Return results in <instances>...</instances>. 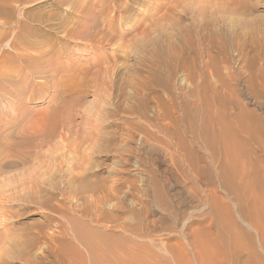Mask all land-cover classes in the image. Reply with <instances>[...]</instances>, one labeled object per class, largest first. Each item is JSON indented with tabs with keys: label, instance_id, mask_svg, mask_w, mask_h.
Here are the masks:
<instances>
[{
	"label": "rangeland",
	"instance_id": "rangeland-1",
	"mask_svg": "<svg viewBox=\"0 0 264 264\" xmlns=\"http://www.w3.org/2000/svg\"><path fill=\"white\" fill-rule=\"evenodd\" d=\"M223 3L0 0V57L39 53L28 68L46 83L20 107L6 95L0 112V264H103L101 239L124 246L113 264H224L221 251L260 250L264 134L262 155L251 147L236 173L218 157L198 173L179 138L206 158L193 114L239 104L264 125V0ZM143 17L151 28L129 40ZM20 34L33 41L11 45ZM154 40L180 56L156 61Z\"/></svg>",
	"mask_w": 264,
	"mask_h": 264
},
{
	"label": "bare ground",
	"instance_id": "bare-ground-1",
	"mask_svg": "<svg viewBox=\"0 0 264 264\" xmlns=\"http://www.w3.org/2000/svg\"><path fill=\"white\" fill-rule=\"evenodd\" d=\"M136 1H138V0H136ZM215 1L220 5L223 3V0H215ZM224 1H226V0H224ZM225 3H227V2H225ZM225 3H223V4H225ZM200 4H201V2H200ZM163 7H164V10L167 11L170 8V5H168L167 3L164 4V2H163V4L159 6V9L160 8L162 9ZM129 9H131V7H129ZM159 11H161V10H159ZM166 11L162 12L163 14L161 13L160 14L161 16H159V17L165 18V16L167 15ZM196 13H197V11H196ZM159 17H158V15L156 16V14H152L150 21L156 20L158 22L157 19H160ZM145 20H147V19H145V17H143L142 19H139V20H136V21H133L132 23H130V25H129V40L132 39L131 38L132 33H135V35H136V33H139L141 35L147 34V32L149 31L148 28L150 29L151 25L148 22H147L148 23L147 24ZM2 34L3 33H0V41L2 39L1 36H5L6 32L3 35ZM34 40H35V38H34ZM30 41H33V40H30V38H27V36L24 37L23 34L22 35L20 34V37H18L16 39H12L10 44L14 45V46H17V45L23 46V45L29 43ZM250 42L252 45L256 44L258 42V37L257 36L251 37ZM153 43L156 46V50L153 52L152 58H154L156 61H161L163 59L176 58V57L180 56L179 53L177 54V53H174L171 51H168V52L163 51L162 47H161L162 43L160 40H154ZM26 46H28V45H26ZM23 47L21 48V51L20 50L17 52L12 51V54L7 53L6 57H4V55H2L3 57L2 56L0 57V66H1L0 67V102H1L0 112L1 111L7 112L6 103L10 100L7 98L8 95H12L16 99V101H14V104L13 103H12L13 105L11 104L13 107H15L14 105L22 106L21 105V99H22V96L24 93H26L29 90H30V92H32L36 85L46 86V83L43 81H38V80L34 81L33 80L35 77L38 76L37 74H42V71H41L42 67H40L38 69L35 68V70L28 68V66L34 65V63L37 62V59H35L34 57H35V55H37L39 53L35 54L32 51L31 55L28 57L27 54L25 53L26 47H24V48ZM28 50H30V49H28ZM34 52H36V51H34ZM43 52H42V54H43ZM32 55L34 57H31ZM38 56H41V55H38ZM103 59H104V56H103ZM16 60H17L16 64H14V66H12L10 69L9 68L11 65L10 63H14V61H16ZM38 62H41V61L39 60ZM60 66H62V65H60ZM15 77H18V78H15ZM30 79H32L33 81H31ZM27 80H29V81H27ZM157 107H159L158 101H157ZM246 107H247V105L245 106L243 104L242 105L239 104L237 112H229L226 110H223V111L215 110L213 112V114H210V115L203 113V112H198L196 114H193L194 115V121L191 123V137L193 139L196 138V140H197L196 145L198 147V150H202L206 154V156H207L206 158H203L202 156L195 154L194 150L192 148L188 147L186 141L184 140L185 134L179 133V138L181 139V143H182V149L183 150L187 149L186 150L187 160L189 161L190 165L193 168H195V170L198 173L205 172L207 170L208 161L210 160V163H211L213 158H215V157L222 158L223 162L229 161V163L226 165L228 168L227 169L228 172L236 173L239 170L245 171L244 169H246V166L244 165L243 162H241V158L243 156H245L246 154H248V150L251 147H253V149H254V150L250 151L252 154L262 155L263 150H261L259 147L263 144V140L261 138V135L264 134V125H263L262 119L257 114H255V112L253 110H250ZM11 110H12V108H11ZM14 110H16V109L13 108L12 112H14ZM16 111H18V110H16ZM12 114H14V113H12ZM14 120L13 121L8 120V122H11L10 125H12L14 123ZM27 121H26V123H27ZM1 125H3V121H0V127H1ZM4 127H6V126L4 125ZM28 128H29V126H28ZM31 129H30V131H31ZM30 131L23 130V134H22L23 138H30V140H31L34 137V135H36V133H37L36 128H34L33 131H31V132ZM17 132H15V133H17ZM4 133L5 132L3 131L2 135L6 136V134H4ZM22 135L18 134V138H20ZM1 137H3V136H1ZM33 142H35V141H33ZM245 146H247L248 149H246ZM9 148H11V147L9 146ZM11 163H12V161H11ZM259 170L261 172L263 171V173H264V166L260 165ZM246 175H244L242 177L246 178ZM30 182H32V181H30ZM255 183L257 185H259L260 181L257 179V181ZM240 184H245V182L242 181ZM14 189H16V188H14ZM32 189L33 188H31V190ZM239 190H240V188H239ZM237 197L239 198V200H242L243 198H245L244 191L243 190L239 191V193L237 194ZM261 198H262V196L259 197L258 200L260 201ZM0 200H1V198H0ZM242 213H244V212H242ZM260 213H261V217L263 219L264 218V203L260 204ZM255 219H256V217H255ZM261 226H262V229L259 226L256 227V231L259 234V239H260V250H257V248H254V246H251L249 248L250 250L247 252L242 251L239 247L235 248L233 251H230V250L229 251H221L220 254L224 257V260H225L224 264H264V230H263L264 225H261ZM4 233H6V232H4ZM78 233H80V232H78ZM104 238H105V236H104ZM101 240L102 241L100 242V244L104 245L105 247H103V246H100L101 248L99 246L98 247L100 248L101 253L104 254V255L102 254L104 256L103 258H105V259L107 258L106 260L102 259V260H104L103 264H105V263L113 264L112 262H115V260L109 259V255H111L110 252L113 253V251H114V255L117 256L115 253H117L119 251L118 248H120V247L124 248V246L120 245L119 247H117L116 241H113V240H105V241L103 239H101ZM97 244H99V242ZM234 244H235V242H234ZM93 246H92V248H93ZM236 246H238V245H236ZM97 250H99V249H97ZM91 251L95 252L96 250H94V251L91 250ZM100 251H97V254H99ZM122 251H124V250H122ZM117 254H119L117 256V257H119L120 253H117ZM218 254L219 253L217 251H213L211 253V256H213L212 261H215L216 256ZM94 255H95V253H94ZM114 255H111V259H114ZM124 255H125V252H124ZM120 257L123 258L124 256H122V254H121ZM82 258L80 257L79 259L81 260ZM96 260H97V262L99 261V259H97V258H96ZM96 260H94V261L96 262ZM102 260H100V261H102ZM116 261L118 262V259ZM75 262H73V264H76ZM78 262L79 261H77V263ZM120 263L118 262L117 264H120ZM99 264H102V262Z\"/></svg>",
	"mask_w": 264,
	"mask_h": 264
}]
</instances>
